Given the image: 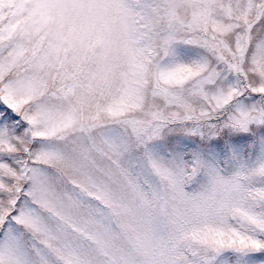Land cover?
<instances>
[{
	"label": "snow or ice",
	"instance_id": "obj_1",
	"mask_svg": "<svg viewBox=\"0 0 264 264\" xmlns=\"http://www.w3.org/2000/svg\"><path fill=\"white\" fill-rule=\"evenodd\" d=\"M0 264H264V0H0Z\"/></svg>",
	"mask_w": 264,
	"mask_h": 264
}]
</instances>
